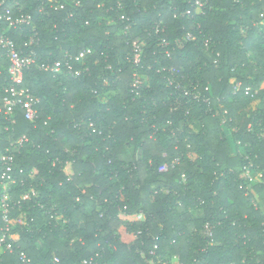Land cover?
Returning <instances> with one entry per match:
<instances>
[{"label":"trees","instance_id":"1","mask_svg":"<svg viewBox=\"0 0 264 264\" xmlns=\"http://www.w3.org/2000/svg\"><path fill=\"white\" fill-rule=\"evenodd\" d=\"M196 1H8L33 18L0 32L21 50L35 39L24 86L40 104L35 122L20 107L0 113V155L28 138L10 190L13 253L0 249V264H23L21 252L30 264H264V0ZM88 50L80 76L39 68ZM129 151L141 155L121 159ZM5 227L0 209V236Z\"/></svg>","mask_w":264,"mask_h":264},{"label":"built area","instance_id":"2","mask_svg":"<svg viewBox=\"0 0 264 264\" xmlns=\"http://www.w3.org/2000/svg\"><path fill=\"white\" fill-rule=\"evenodd\" d=\"M9 0H2L0 2V29H3L2 26L7 25L9 28L13 29H24L32 24L33 18L30 14L19 13L16 15L13 10V6L8 3ZM54 1V0H50ZM195 6L203 7L204 3L197 0L195 2ZM191 14L190 11L187 12ZM124 19V17H122ZM35 43V39L31 38L24 43V48L28 50H21L16 45V42L12 40L5 32H0V48L3 50V57L9 63L8 67V76L10 83L5 85L2 88L0 93V102L2 106L0 107V113H3L6 117H10L14 114V110L16 107H20L24 113L27 120L31 122H35L39 118L38 105L40 104V99L33 96L28 88L24 86V73L31 69L34 65H37L38 58L37 54L31 50L32 45ZM165 43V42H164ZM91 50L81 52L76 56L66 57V62L63 64L62 62H56L55 64H43L40 65L39 68L44 71H52V72H60L63 66L67 68V70L75 75L80 76L82 74V69L74 70L75 64L80 63L83 64V60L86 55L90 54ZM132 60L135 66H138L142 63L143 60V48L142 45L137 42L133 44L132 51ZM167 56L170 58L171 54L167 51ZM167 70V69H163ZM174 70H172L173 72ZM169 85H174L173 80H168ZM143 86V81L141 77L137 74H134V82L132 84L133 91L138 92ZM176 88L180 91L184 92L185 97H190L195 101H202L204 103H208V98L204 97L203 91L198 87L194 86L192 88H183L181 85H177ZM206 91L209 90L208 87L205 88ZM243 90V86L241 82H237L233 86L234 94L241 93ZM245 95L249 96L251 90L247 88L245 90ZM190 102V101H188ZM220 108L223 109V106L220 105ZM224 114H228V110H224ZM226 117L223 118V123H226ZM47 124V123H45ZM91 129L95 132L96 128L93 123H90ZM250 128V127H249ZM261 137L264 139V132L261 133ZM28 141L26 136H22L16 142L12 143L9 148L6 149L4 155H0V165L2 167L0 171V184L4 189V195L2 201L0 203V209L2 211L3 220L6 223V227L0 236V249H5L10 253H13V244L10 242L9 238L11 235V229L9 227L8 216L10 212V190L11 187L17 185V179L14 177V169H15V154L22 148L24 143ZM179 159L175 160L174 164L178 163ZM169 170L168 165H164L160 168V172H167ZM244 175L247 180L250 181L251 184L261 182L263 178V173L259 172L258 176L254 177L251 169L249 167L244 168ZM185 179V176H183ZM248 187L246 190H249ZM37 193L35 190L31 191V195L35 196ZM30 195H24L23 199H29ZM204 234L208 238L213 237V231L208 224ZM158 246L155 245V249ZM20 260L23 264H30L31 261L27 257L25 252L20 253ZM55 262H59L58 258H55ZM92 261H84V264H91Z\"/></svg>","mask_w":264,"mask_h":264},{"label":"crops","instance_id":"3","mask_svg":"<svg viewBox=\"0 0 264 264\" xmlns=\"http://www.w3.org/2000/svg\"><path fill=\"white\" fill-rule=\"evenodd\" d=\"M140 155H141V153H136V155H135L133 152L129 151L126 155H123L121 157V159H123V160H125L127 162H130V161H132L134 156H140Z\"/></svg>","mask_w":264,"mask_h":264},{"label":"rangeland","instance_id":"4","mask_svg":"<svg viewBox=\"0 0 264 264\" xmlns=\"http://www.w3.org/2000/svg\"><path fill=\"white\" fill-rule=\"evenodd\" d=\"M264 23V22H263Z\"/></svg>","mask_w":264,"mask_h":264}]
</instances>
